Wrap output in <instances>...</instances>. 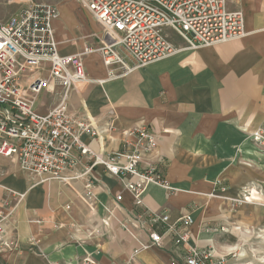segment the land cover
Instances as JSON below:
<instances>
[{"label":"crops","instance_id":"obj_1","mask_svg":"<svg viewBox=\"0 0 264 264\" xmlns=\"http://www.w3.org/2000/svg\"><path fill=\"white\" fill-rule=\"evenodd\" d=\"M71 1L72 8L56 4L63 19L53 21L64 55L87 44L100 46L105 35L89 11ZM79 7L88 12L93 29L76 14ZM229 7L243 14L244 38L196 50L171 40L175 53L103 83L97 80L107 78L108 70L102 54L93 52L84 58L93 81L70 98L71 107L99 131V137L84 136L94 150L116 152L126 132L149 125L158 144L142 166L155 163L173 189L151 184L138 206L123 182L100 165L87 175L96 180L89 194L86 176L41 183L0 155V211L7 212L6 198L13 208L5 223L11 246L0 253V264H80L85 256L100 264H183L168 249L170 236L162 246L153 244L148 228L162 232L160 224L136 226L133 217L147 208L166 213L171 224L192 214L191 242L229 254L227 264L264 261V154L247 135L264 128V0ZM8 19L0 16L1 22ZM118 50L132 62L122 46ZM37 101L41 112L54 103L48 93ZM74 154L77 162L69 175L83 173L91 163L88 156ZM9 190L25 197L16 204Z\"/></svg>","mask_w":264,"mask_h":264},{"label":"built area","instance_id":"obj_2","mask_svg":"<svg viewBox=\"0 0 264 264\" xmlns=\"http://www.w3.org/2000/svg\"><path fill=\"white\" fill-rule=\"evenodd\" d=\"M76 1L102 26L105 35L100 46L87 44L80 52L62 54L53 27L59 9L53 3L26 0L19 11L0 23V155L17 162L41 183L86 176L89 194L95 178L87 175L100 165L123 182L136 205L143 206V194L149 185L173 189L155 163L142 166L144 158L157 148V134L149 125H142L126 132L121 148L111 153L94 150L85 142L84 136L99 137V131L70 103L74 92L93 81L86 72L84 58L93 52L102 54L108 77L97 81L103 83L175 53L178 48L166 29L180 36L192 50L244 38L248 32L243 14L229 7L230 2L240 0ZM119 46L132 58L131 63L119 52ZM43 93L54 101L45 112L39 111L37 101ZM108 127L113 129L111 124ZM247 135L264 154V128ZM74 152L88 156L91 163L83 173L69 175L77 162ZM9 194L16 204L25 197L22 192L9 190ZM115 200L121 203L122 194L117 193ZM3 203L7 212L0 211V253L11 246L5 223L13 208L8 198ZM133 218L142 229H147L149 223L160 224L162 232L148 228L153 244L162 246L164 238L170 236L172 246L168 249L183 264L229 262V254L217 253L212 244L191 242L189 228L195 222L192 214L171 224L166 213L147 208ZM80 264L100 263L85 256Z\"/></svg>","mask_w":264,"mask_h":264},{"label":"rangeland","instance_id":"obj_3","mask_svg":"<svg viewBox=\"0 0 264 264\" xmlns=\"http://www.w3.org/2000/svg\"><path fill=\"white\" fill-rule=\"evenodd\" d=\"M26 0H0V16H9V18L14 15L17 11L20 10V8L22 7V5L24 4ZM28 1H31L32 3H53V4H58L60 2H64L65 3V6L67 8H72V5H73V1L71 0H28ZM76 11V14L79 16V18L84 22V25L85 27L87 28H91L93 29V25H92V22L90 20V17L88 15V12L86 10H84L83 8H77L75 9ZM59 12L61 13V9H59ZM61 19H63V16H59ZM1 23V21H0ZM165 33L167 34V36L170 38V40L174 41L176 39H181L182 38L178 35H176L174 32H172L170 29H166L165 30ZM244 199V197H243ZM262 202H264V199L262 200ZM254 249L255 252H257V247L256 246H249V250L250 249ZM260 248V247H258ZM258 252H262L261 250H258ZM237 254H240V251L236 252ZM262 254H259L257 256H261ZM245 256V255H244ZM243 256V257H244ZM238 258H240L238 255H237ZM256 256L252 255V258H254ZM263 259L262 258H259V262ZM259 262H255V264H262V263H259ZM261 262H264V261H261ZM234 264H242L241 263V260L240 259H235L234 261ZM246 264H254L253 262H249V263H246ZM264 264V263H263Z\"/></svg>","mask_w":264,"mask_h":264},{"label":"bare ground","instance_id":"obj_4","mask_svg":"<svg viewBox=\"0 0 264 264\" xmlns=\"http://www.w3.org/2000/svg\"><path fill=\"white\" fill-rule=\"evenodd\" d=\"M212 196H214V195H212ZM237 255V254H236Z\"/></svg>","mask_w":264,"mask_h":264}]
</instances>
